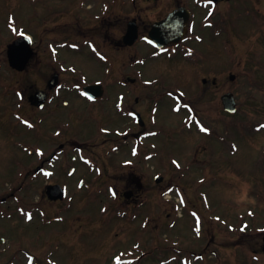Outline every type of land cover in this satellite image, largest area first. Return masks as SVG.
I'll return each mask as SVG.
<instances>
[{
  "label": "rangeland",
  "instance_id": "1",
  "mask_svg": "<svg viewBox=\"0 0 264 264\" xmlns=\"http://www.w3.org/2000/svg\"><path fill=\"white\" fill-rule=\"evenodd\" d=\"M196 1L186 0V4L194 7ZM138 4L142 27L175 5L173 0H139ZM125 7L126 18L132 9ZM9 11L19 14L21 6L0 3L1 23ZM245 11L250 15L246 16ZM30 13L26 30L38 40L39 23L31 20ZM222 13L227 16H219V20H228L231 28L229 48L222 47L224 36L212 49L207 38L204 45L195 43L205 52L209 49L204 65L195 66L184 59L172 65L165 58L145 60L148 50L140 43L139 73L124 67L111 74L113 80L135 77L134 89L139 84L149 85L143 82L150 79L158 83H154L156 95L163 90L160 86L172 91L156 110L159 123L151 140L154 162L150 172L162 175L164 181L157 184L150 173L145 190L132 204L118 208L113 200L114 194L126 191L127 178L133 171L146 170L131 144L115 154L111 148H97L98 144L87 148L106 149L112 155L103 167L85 169L89 175L104 176L91 184L86 199L88 192L75 183L84 175L83 169L78 172L71 185L75 194L72 208L67 200L65 204L52 202L44 195V179L24 186L16 198L10 197L9 192L19 187L11 179L20 168L22 153L18 148H0V201L7 197L0 206V264H264V0L230 1L220 5ZM99 39L113 49L112 41ZM42 40L36 41L38 49L45 48ZM6 43L9 41H0V61L5 57L2 49H6ZM116 53L124 58L121 62V56L111 58L118 69V64L131 55ZM2 69L6 70L0 72V79L23 81L26 88L30 82V89L39 85L35 73L20 76L8 72L5 65ZM101 69L93 63L90 76L109 77ZM211 71L216 86L203 87L201 78L211 76ZM232 73L237 76L235 80L229 78ZM228 91L234 92L239 101L234 116L223 111L221 96ZM136 95L144 105L147 93L138 91L131 96ZM175 96L181 97L184 104ZM189 100L197 110L191 112L185 106ZM200 116L204 120L201 124ZM8 119L14 128L13 116ZM8 143L10 146L11 140ZM110 144L107 142V146ZM199 224L201 231L197 229ZM241 227L246 232L241 233ZM114 255L119 257L118 262Z\"/></svg>",
  "mask_w": 264,
  "mask_h": 264
},
{
  "label": "flooded vegetation",
  "instance_id": "2",
  "mask_svg": "<svg viewBox=\"0 0 264 264\" xmlns=\"http://www.w3.org/2000/svg\"><path fill=\"white\" fill-rule=\"evenodd\" d=\"M145 1L153 3L156 0ZM138 2L139 0H57L54 3L49 0L0 1L11 7L21 6L19 14L9 11L3 19L0 41L12 42L28 36L33 46L29 55L27 51L13 53L15 61L24 64L18 69L11 65L9 43H6V49H2L3 53L4 50L6 53L4 59L0 61V72L6 70L2 69L5 65L8 72L20 76L26 72L35 73L39 79V85L32 89L28 87L30 82L26 84V88L21 84L23 81L18 80V83H13L7 79H0V148H18L21 151L20 168L11 179L20 185L21 190L26 185L44 179L46 186L58 184L67 192L63 201L52 202L67 200L70 202L67 206L72 208L75 194L71 185L81 169L84 175L79 176L75 183L78 182L80 190L85 189V192H88L84 195L85 199L89 195L91 184L100 182L104 177L92 176L85 172L88 166H91L89 169L103 167L107 164V159L111 158L112 153L106 149L105 151L87 149L94 148L93 145L97 144V148H111L114 154L123 146L127 147V144L137 148V156L139 155L145 162L147 169L140 172L133 171V174L127 178V189L134 192L132 200H137L145 190L152 174L149 165L152 158L151 140L156 127L155 111L157 106L164 104V98L156 97L153 88L139 84L137 89L141 90L138 91L148 95L145 97L146 103L141 105L140 96H131L138 93L133 87L136 83L135 77L127 75L124 80L121 78L113 80L114 75L111 74L118 73L117 71L123 70L124 67L139 70L140 43L148 50L145 60H150L151 56L156 57L154 59L165 58L172 65L188 55L194 60L196 55L194 51L199 50L195 46L197 41H201L204 45L207 38L210 42L209 48L212 49L221 36L231 32V28L228 21L223 20L221 23L219 20V2L215 10L211 11L208 22L203 20L204 11L200 15L191 7L192 16L189 19V35L187 34L186 40L178 45H168L159 49L152 46L147 39L152 25L175 9L190 6H187L186 0H173L174 7L142 27L144 21L139 16L141 11ZM125 6L132 9L126 18ZM117 8L120 10L115 11ZM29 10L31 20H37L39 23L38 33L41 31L39 39H43L41 42L45 44L43 49L37 48L39 43L36 44V41L39 39L37 40L32 32L26 30ZM131 21L136 22L139 38L134 44L127 45L124 36ZM114 31H118L116 35ZM198 33H200L199 37L196 35ZM98 35L107 41H112L114 51L130 54V59L119 63L116 69L111 58L121 56L119 58L121 62L124 60L123 54L113 53V49L110 50L111 48L104 45ZM203 48L205 49V46ZM208 50L202 52L198 61L193 62L195 66L200 63L205 64ZM93 63L100 69L103 67L101 71L108 73L109 77L101 79L91 77L89 72ZM211 72V76L201 78L203 87L216 84L214 72ZM204 79L206 82H203ZM92 83L103 84L102 97L93 98L84 92V87ZM122 88L123 91L117 90ZM9 115L14 118V128L8 119ZM138 115H141L143 121L138 119ZM17 125L21 128H16ZM103 140H109L107 142L111 144L107 146V142L102 143ZM32 157L37 161L36 164H33ZM28 163L29 167H27ZM154 178L155 175L152 174V179ZM5 183L8 184L9 180ZM10 195L14 196L15 192ZM44 195L47 197L45 190ZM2 200L6 201L7 198L2 197ZM123 200L122 197L120 205L125 202L131 203Z\"/></svg>",
  "mask_w": 264,
  "mask_h": 264
},
{
  "label": "water",
  "instance_id": "3",
  "mask_svg": "<svg viewBox=\"0 0 264 264\" xmlns=\"http://www.w3.org/2000/svg\"><path fill=\"white\" fill-rule=\"evenodd\" d=\"M187 19L188 16L181 10L174 11L166 19L158 22L153 26L151 36H153L158 42L163 44L178 41L185 32V24ZM136 36V28L130 25V29L125 39L129 41V43H132L136 39ZM18 44L19 43L16 42L10 48L17 47ZM232 78L234 79V75L232 76ZM95 88L96 86L88 87L87 91L94 92L96 91ZM222 100L227 110L232 112L236 110L235 97L232 92L224 94L222 96ZM159 180H161V178H158V181ZM48 194L50 197L56 198L58 196V187L50 186L48 188Z\"/></svg>",
  "mask_w": 264,
  "mask_h": 264
},
{
  "label": "snow or ice",
  "instance_id": "4",
  "mask_svg": "<svg viewBox=\"0 0 264 264\" xmlns=\"http://www.w3.org/2000/svg\"><path fill=\"white\" fill-rule=\"evenodd\" d=\"M212 2V0H209V3H211ZM211 14V13H210ZM262 127H264V126H262ZM205 131H207V129H204Z\"/></svg>",
  "mask_w": 264,
  "mask_h": 264
}]
</instances>
